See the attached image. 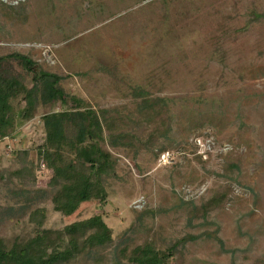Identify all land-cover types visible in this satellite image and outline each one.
I'll use <instances>...</instances> for the list:
<instances>
[{"label": "rangeland", "instance_id": "1", "mask_svg": "<svg viewBox=\"0 0 264 264\" xmlns=\"http://www.w3.org/2000/svg\"><path fill=\"white\" fill-rule=\"evenodd\" d=\"M12 54L61 77L59 87L85 107L119 116L113 133L134 144H104L116 158L103 177L105 197L71 220L101 216L111 242L68 264H131L122 251L146 241L165 249L188 237L171 264H264V0H0V58ZM1 70L28 89L34 84L13 59ZM136 92L164 100L162 120H142ZM16 100V130L0 141L7 243L35 234L36 210L43 229L70 223L54 210L38 153L41 116L62 106L29 111ZM24 157L34 184L13 176ZM210 200L218 204L202 217L198 209Z\"/></svg>", "mask_w": 264, "mask_h": 264}, {"label": "trees", "instance_id": "2", "mask_svg": "<svg viewBox=\"0 0 264 264\" xmlns=\"http://www.w3.org/2000/svg\"><path fill=\"white\" fill-rule=\"evenodd\" d=\"M9 59L33 73L34 84L30 89L22 85L18 78L3 76L1 65ZM35 66V62L19 54L0 58V141L12 136L16 130L19 112L14 103H17V98L22 97L24 109L29 111H33L38 103L52 107L59 103L62 106L58 112L41 116L45 140L38 153L51 175L54 210L70 223L62 230L43 229L44 213L39 210L32 212L29 220L36 227L35 234L25 239L15 238L10 243L0 239V264H68L79 255L108 245L111 231L101 216L83 221L71 220L76 218L82 205L94 200L102 201L105 197L103 177L112 172L116 158L104 144L108 142L114 148L118 145L134 146L133 143L125 145L122 142V132L113 133L111 125L119 116L110 117V111H100L99 114L85 107L82 101L68 97L59 87L61 77L41 70L36 72ZM135 96L144 98L139 113L144 122L154 124L162 120L164 111L161 104L164 100L148 99L143 92H136ZM69 102L80 108L67 109ZM104 130L108 138L104 137ZM164 150L161 148L159 153ZM27 160L22 158L21 167L13 173L22 185L34 184L36 180L33 164ZM206 204L198 209L202 217L218 203L210 200ZM192 210L191 218H195L197 209ZM184 240L165 249L146 241L129 254L125 250L122 253L131 264H171V258Z\"/></svg>", "mask_w": 264, "mask_h": 264}, {"label": "built area", "instance_id": "3", "mask_svg": "<svg viewBox=\"0 0 264 264\" xmlns=\"http://www.w3.org/2000/svg\"><path fill=\"white\" fill-rule=\"evenodd\" d=\"M196 144H197V147L199 148L205 147V144H203V141L200 139L196 140ZM165 159H166V155L165 154L161 155V160L164 161Z\"/></svg>", "mask_w": 264, "mask_h": 264}]
</instances>
